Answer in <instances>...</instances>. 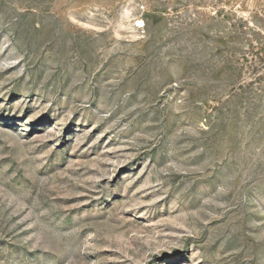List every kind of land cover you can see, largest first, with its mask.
Returning a JSON list of instances; mask_svg holds the SVG:
<instances>
[{"label":"rangeland","instance_id":"374dc122","mask_svg":"<svg viewBox=\"0 0 264 264\" xmlns=\"http://www.w3.org/2000/svg\"><path fill=\"white\" fill-rule=\"evenodd\" d=\"M0 264H264V0H0Z\"/></svg>","mask_w":264,"mask_h":264}]
</instances>
